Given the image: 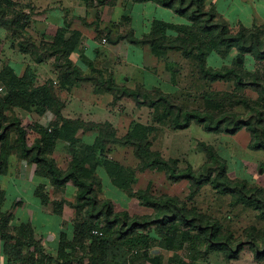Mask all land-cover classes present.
I'll use <instances>...</instances> for the list:
<instances>
[{"label": "rangeland", "instance_id": "374dc122", "mask_svg": "<svg viewBox=\"0 0 264 264\" xmlns=\"http://www.w3.org/2000/svg\"><path fill=\"white\" fill-rule=\"evenodd\" d=\"M11 1L13 4L7 3L12 12L10 16L14 13L23 16L26 37L36 42L39 47L52 45L58 38L74 46L69 52V58L73 66L80 68L83 76L98 77L101 72L106 78L112 76L115 84L120 87L142 88L153 97L157 92L169 94L175 102L190 109L232 111L243 117L250 116L243 106H237L224 98L226 93H230L249 98L264 112V98L260 90L238 86L234 80L210 82L201 77L194 57H186L180 51L157 55L148 46L137 47L127 40L120 39V36H126L134 30L139 34L138 37H142L151 31L155 21L174 25L188 23L184 18L177 17L164 8L159 9L153 4L137 5L128 0H108L103 5L96 0ZM217 14L222 17L220 12L217 11ZM228 23L233 32L238 31L244 24L230 21ZM245 24L249 29L264 27L263 22ZM170 33L176 35L173 31ZM20 41L19 36L0 26V75L5 66L14 69L21 79H25L26 72L30 71L33 79L26 82L30 93L35 89L48 87V83L52 81L54 93L64 105L61 115L65 120L108 123L112 126L110 135L104 136V133L98 130L85 131L66 123L55 114L56 106L50 97L49 100L53 103L47 109L36 106L32 109L13 106L6 108V118L10 119L16 113L21 119L28 132L30 144L39 137L36 126L50 133L58 131L60 135L55 138L49 157L54 159L63 171L70 169L74 163L78 164L85 178L95 179L93 191L96 197L101 201H112L116 213L127 212L131 217H146L153 215L154 211L143 205L138 197L132 196L128 190L115 185L111 173H116L122 184L128 185L133 192L142 191L154 197L177 198L181 208L218 223L223 235L230 237L233 244L254 240L263 249L264 214L253 200L246 197L245 191L238 194H222L208 179L195 191L188 180L173 181L165 171L155 168L142 170L133 146L106 143L108 139H122L129 133L144 132V148H148L150 153L159 154L165 160L176 162L179 170L192 167L195 171H201L206 166L213 165L217 169L211 174L214 179L221 171L219 168L224 165L229 181L242 183L244 187L246 184L250 190L258 188L264 196V150L254 151L250 148L251 135L245 128L235 135L209 133L196 123L186 130H174L170 119L165 115L163 105L155 108L139 106L129 98L114 102L113 94L98 90L95 81H79L74 86H67L63 82L61 70L56 67L54 57L46 56L44 62L37 63L30 55L20 51ZM208 60L209 65L214 68L236 64L247 78L253 72L262 73L264 68V62H257L250 56L241 58L236 50L224 58L211 55ZM0 88L3 89L0 91V98L6 99L9 95L7 88L2 83ZM41 96L40 94L39 97ZM29 99L33 97L29 96ZM8 122L5 121L6 124ZM16 137L13 133L11 141ZM204 145L216 151L219 159L216 164L209 160ZM14 153L8 167H2L0 162V168L5 172L0 174V188L9 192L11 188L8 183L14 177L29 181L34 177L45 176L36 165L20 159L16 150ZM4 175L7 176L3 177ZM30 183L32 194L36 190L33 186L38 182ZM67 185L72 189L74 187L78 192L72 182L65 186ZM44 191L46 190L42 193H46ZM75 203L77 197L72 204ZM67 205L69 218L73 221L76 218L82 222L86 219L84 211L77 214L68 201ZM1 216L3 215L0 214V218ZM99 223L105 229L103 218ZM162 232V229L151 226L148 234L143 233L150 237L149 248H142L149 249V253L155 249H164L168 257L166 264H197L200 260L204 261L203 264H264V260L257 259L255 250L247 244L233 259H228L222 252L208 251L205 244L198 241H195V244L194 241H188L183 249L170 251L161 246ZM65 234L69 242L74 241L75 233L72 229ZM195 235L196 233H192V236ZM95 238H87L85 251L77 247L75 252H72V263L92 264L91 248ZM11 242L16 243V240ZM11 245H7L8 253L13 248ZM24 249L33 250L30 253L37 250L33 246H24L21 247L20 254L24 255ZM198 255L199 259L196 260L194 257ZM55 261V264L64 263L59 256ZM39 263L40 260L36 257H24L15 264Z\"/></svg>", "mask_w": 264, "mask_h": 264}, {"label": "trees", "instance_id": "16d2710c", "mask_svg": "<svg viewBox=\"0 0 264 264\" xmlns=\"http://www.w3.org/2000/svg\"><path fill=\"white\" fill-rule=\"evenodd\" d=\"M96 1L102 5L108 2V0ZM128 1L159 5L184 18L188 23L174 25L155 21L151 31L146 35L138 37L134 31H131L126 36H120L121 40H127L131 45L137 47L148 46L157 55L165 54L168 51H180L184 56L196 59L198 71L203 79L210 82L234 80L238 86L260 90L264 98V68L262 73L253 72L247 78L236 64L214 68L208 62L211 55L224 58L234 50L239 52L241 58L250 56L257 62H264V27L249 29L241 25L238 31L233 32L229 23L224 18L218 17L215 8L207 7L206 0ZM7 3L13 4L11 0H0V26L7 32L19 36L21 38L18 44L20 51L30 55L37 63L44 62L46 56L54 57L56 67L61 70L63 82L67 86H74L79 81H95L98 90L113 94L114 102L129 98L139 106L155 108L163 105L165 115L170 119L174 130H186L193 123H196L209 133L235 135L245 128L251 135L250 148L254 151L264 150V112L259 105L253 103L249 98L230 93L224 95V98L237 106H243L250 113V116L243 117L232 111L211 112L209 110L190 109L175 102L169 94L162 92H157L156 96L153 97L151 93L142 88L120 87L115 84L112 76L106 78L101 72L98 77L83 76L80 68L73 66L72 60L69 58V52L74 48L72 44L63 42L62 38H58L52 45L39 47L36 42L26 37V23L23 21V16L20 13H14L13 16H10L12 12ZM170 31L175 32L176 35H172ZM116 43L113 42V44ZM26 75L25 79L19 78L16 71L9 66H5L0 75V83L4 84L9 94L6 99L0 98V162H2V167H8L16 150L18 153L16 155L20 159L40 168L42 174L50 180L49 183L53 186L62 187L72 182L78 188L77 203L69 204L76 209L77 214L84 211L86 219L82 222L76 218L74 221V241L69 242L68 236L64 233L61 235L59 257L64 261L63 264H73L72 252H75L77 247L85 251V241L90 237H96L94 246L91 248L90 260L92 264H145L151 262L149 249L142 248H149L150 237L148 238L143 233L148 234L151 226L163 230L161 246L170 251L183 249L188 241H194V244L195 241H198L200 244H205L208 251L222 252L228 259H233L240 254L247 244L255 250L257 259L264 260V245L261 249L254 240L248 243L233 244L230 237L223 235L218 223L181 208L177 198L170 196L154 197L150 193L142 191L133 192V189L128 185L122 184L116 173H111L110 176L115 185L128 190L132 196L138 197L143 205L154 211L153 215L146 217H131L127 212L116 213L112 201H101L96 197L93 191L95 179L85 178L79 170L78 164L74 163L70 169L63 171L55 160L49 157V153L54 148L55 138L60 135L58 131L50 133L36 126V133L39 134V137L33 144H30L27 137L28 132L18 115L14 113V116L8 119L4 112L6 108L11 106L27 109L36 106V108L47 109L53 103L49 100L50 97L56 106L55 114L66 123L76 125L85 131L98 130L104 133V136L110 135L109 130L112 126L108 123L98 124L65 120L61 115L64 105L54 93L53 82L50 81L46 88L35 89L33 93H30L26 82L33 77L30 71H27ZM40 94L41 97H39ZM29 96L33 99H29ZM5 121L9 122L6 124ZM13 133L17 137L11 141ZM143 136L144 132L138 131L129 133L122 139H108L106 143L115 142L124 146H133L135 155L141 162L142 170L155 168L165 171L173 181L188 180L195 191L201 188L206 179L211 181L212 185L222 194H238L245 191L246 197L253 200L264 214V196L261 190L258 188L250 190L247 189L246 184L244 187L242 183L229 181L224 165L219 168L221 171L217 173L214 179L211 178V174L217 169L213 165L206 166L201 171H195L192 167L179 170L176 162L165 160L159 154L150 153L148 148L145 149ZM204 150L212 163L216 164L219 161L214 148L204 145ZM4 173L0 168V174ZM37 190L38 194H41L44 186L41 185ZM42 197L44 199L45 196L42 195ZM3 201L4 193L0 191V206ZM65 202L64 200L56 201L59 214H62ZM2 215L0 218V236L4 243V251L8 256L20 254L19 251L24 246L40 249L31 225L23 224L11 229L10 218ZM101 218L106 223L105 229L99 223ZM94 231H98L102 235H94ZM192 233H196V235L192 236ZM12 240H16V243L11 245ZM7 245L13 247L10 253H8L9 246ZM198 257L199 255L194 258L197 260ZM158 264L160 263L158 262Z\"/></svg>", "mask_w": 264, "mask_h": 264}, {"label": "crops", "instance_id": "0c3cea01", "mask_svg": "<svg viewBox=\"0 0 264 264\" xmlns=\"http://www.w3.org/2000/svg\"><path fill=\"white\" fill-rule=\"evenodd\" d=\"M207 7L215 8L218 13L222 14V17L226 21L236 23H253L263 22L264 23V0H206ZM153 4V3H146ZM137 3V5H146ZM159 9L163 8L159 5L153 4ZM165 9V8H164ZM168 12L171 10L166 9ZM175 14L174 12H172ZM175 16L179 17L177 14ZM135 35H139L135 32ZM145 33L144 35H146ZM10 174V173H9ZM8 174V175H9ZM7 175H4L5 177ZM45 176H39L31 178L29 181L14 177V179L8 183L11 191L3 190L4 201L0 206V213L10 218V228H15L25 225H31L35 239L39 242L40 249L36 250L35 253H30L33 250H25L24 255L16 254V256H8L4 251V243L0 236V264H15L19 259L24 257H36L40 260L39 264H55V259L59 256L60 250V237L64 233H68V230L74 228L73 219L69 218L68 208L69 203H73L75 197H77V191H74L70 185L62 187H54ZM32 181H37L38 185L33 186L35 191L31 194L30 187ZM7 182V180H6ZM27 185V186H26ZM44 186V192L38 194V187ZM26 186V188H25ZM43 196L44 199H43ZM46 199V200H45ZM64 200L65 206L63 207L62 214L57 211L56 201ZM68 207V208H67ZM68 216V217H67ZM69 218V219H68ZM13 244V243H12ZM21 252V249L20 251ZM28 255V256H27ZM215 256V255H214ZM151 262L145 264H166L168 257L164 253V249H155L151 252ZM197 264H203L204 261H197ZM74 264V263H73Z\"/></svg>", "mask_w": 264, "mask_h": 264}, {"label": "built area", "instance_id": "2783aa9c", "mask_svg": "<svg viewBox=\"0 0 264 264\" xmlns=\"http://www.w3.org/2000/svg\"><path fill=\"white\" fill-rule=\"evenodd\" d=\"M2 90H3V89L0 88V91H2ZM93 234H94V235H102V233H99L98 231H94Z\"/></svg>", "mask_w": 264, "mask_h": 264}]
</instances>
